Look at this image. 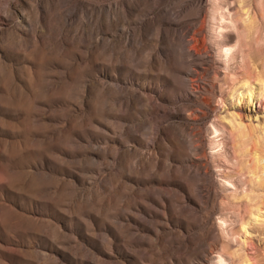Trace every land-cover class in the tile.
<instances>
[{
	"label": "rangeland",
	"instance_id": "1",
	"mask_svg": "<svg viewBox=\"0 0 264 264\" xmlns=\"http://www.w3.org/2000/svg\"><path fill=\"white\" fill-rule=\"evenodd\" d=\"M263 126L264 0H0V264H264Z\"/></svg>",
	"mask_w": 264,
	"mask_h": 264
},
{
	"label": "bare ground",
	"instance_id": "2",
	"mask_svg": "<svg viewBox=\"0 0 264 264\" xmlns=\"http://www.w3.org/2000/svg\"><path fill=\"white\" fill-rule=\"evenodd\" d=\"M221 1V0H220ZM203 2V0H197V3L199 4V6L201 5V3ZM233 3V2H232ZM204 4V3H203ZM216 4H217V1H216ZM225 4V3H224ZM248 17V16H247ZM184 34V33H183ZM228 33H226L225 35H228ZM242 43L240 42V45ZM230 48H225V53L229 52ZM242 50V49H241ZM240 50V51H241ZM246 50V49H245ZM244 50V51H245ZM190 57V56H189ZM192 57V56H191ZM193 58V57H192ZM246 62V61H244ZM243 62V63H244ZM231 68V66L229 67V69ZM245 68V67H244ZM242 70V68H241ZM237 72V71H236ZM246 72V71H245ZM249 75V74H248ZM244 77H247V76H244ZM236 118V117H235ZM264 128V126H263ZM262 128V129H263ZM241 130V129H240ZM263 132V135H264V130L262 131ZM261 138V137H260ZM244 140V139H243ZM258 140V139H257ZM249 141V140H248ZM244 143V142H243ZM261 145V144H260ZM242 154V153H241ZM245 157V156H244ZM241 162V160H240ZM248 162V161H247ZM256 162V161H255ZM257 164H255V166H253V163H250L251 165L247 166V168H240V172L242 173L244 170L245 171H248L249 173L253 174V175H259L257 176V178H245L244 181L246 184H248L251 188V194L249 192V194H245L246 197H244L245 199L241 200V201H234V200H230L229 201V204H232L235 208H237L239 211H249L251 212V214H258L261 216V211H260V207L259 206H256L257 209H258V212H257V209L255 207V204H258V203H261L264 201V194H263V191H264V159L263 158H258L257 159ZM238 170V169H237ZM262 171L261 175H260V172ZM257 173V174H256ZM223 175L225 176H228V173L225 172ZM257 179V181H256ZM243 181V183H244ZM252 191L254 192H257L255 193L254 195H252ZM258 191H260V194ZM245 193H248V192H245ZM236 198H239V197H236ZM259 207V208H258ZM244 227H245V223H244ZM233 233H237V231L235 230Z\"/></svg>",
	"mask_w": 264,
	"mask_h": 264
}]
</instances>
